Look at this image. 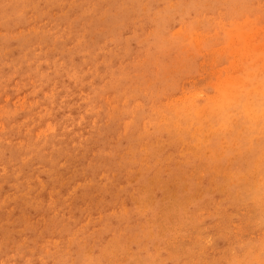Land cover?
Instances as JSON below:
<instances>
[{
  "label": "rangeland",
  "instance_id": "374dc122",
  "mask_svg": "<svg viewBox=\"0 0 264 264\" xmlns=\"http://www.w3.org/2000/svg\"><path fill=\"white\" fill-rule=\"evenodd\" d=\"M261 3L0 0V264H259Z\"/></svg>",
  "mask_w": 264,
  "mask_h": 264
},
{
  "label": "snow or ice",
  "instance_id": "6c2138e0",
  "mask_svg": "<svg viewBox=\"0 0 264 264\" xmlns=\"http://www.w3.org/2000/svg\"><path fill=\"white\" fill-rule=\"evenodd\" d=\"M261 7L264 8V0H262ZM262 25H264V21H262ZM226 63V62H225ZM262 82H264V72L261 73ZM201 82L197 83V87L200 86ZM203 86L207 88V95L208 96H215L217 94V90L212 88L211 85L208 84L207 80L203 81ZM261 115L264 117V92L261 93ZM261 131L264 133V118L261 120ZM262 144H264V136L261 138ZM262 208H264V200L261 202ZM259 264H264V250L261 252V259Z\"/></svg>",
  "mask_w": 264,
  "mask_h": 264
},
{
  "label": "bare ground",
  "instance_id": "6f19581e",
  "mask_svg": "<svg viewBox=\"0 0 264 264\" xmlns=\"http://www.w3.org/2000/svg\"><path fill=\"white\" fill-rule=\"evenodd\" d=\"M224 109H225V108H224ZM218 110H220V108H219ZM219 112H220V111H218V113H219ZM252 117H253V116H252ZM252 117H251V118H252ZM256 118H257V117H255L254 120H256ZM245 119H248V118L245 117ZM257 119H259V118H257ZM251 120H253V119H251ZM255 123H256V122H255ZM257 123H258V122H257ZM262 152H263V151H262ZM245 156H246V155H245Z\"/></svg>",
  "mask_w": 264,
  "mask_h": 264
}]
</instances>
